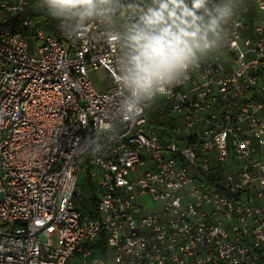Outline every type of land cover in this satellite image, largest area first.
Listing matches in <instances>:
<instances>
[{
	"label": "built area",
	"instance_id": "2783aa9c",
	"mask_svg": "<svg viewBox=\"0 0 264 264\" xmlns=\"http://www.w3.org/2000/svg\"><path fill=\"white\" fill-rule=\"evenodd\" d=\"M31 2L0 0V264H264V0Z\"/></svg>",
	"mask_w": 264,
	"mask_h": 264
},
{
	"label": "rangeland",
	"instance_id": "374dc122",
	"mask_svg": "<svg viewBox=\"0 0 264 264\" xmlns=\"http://www.w3.org/2000/svg\"><path fill=\"white\" fill-rule=\"evenodd\" d=\"M41 4H42V0H32L30 4V11L35 16H42L40 17V19H43L44 16L41 15V12H40ZM36 22H37V19H36ZM42 26L43 24L40 21V23L37 24V27H42ZM91 76H92L93 82L95 83L96 87L99 90L107 89L112 84V81L108 79L107 74L104 71H99L98 73H91ZM155 118L157 122L161 121L160 118H158L157 116H155ZM94 189H95V182H91L89 178L88 167L87 165H85L84 169L79 174L77 191L80 194V197H77L75 199V202L78 204L82 213H83V209H82L83 202L89 201V199L92 196L96 197L94 193Z\"/></svg>",
	"mask_w": 264,
	"mask_h": 264
},
{
	"label": "trees",
	"instance_id": "16d2710c",
	"mask_svg": "<svg viewBox=\"0 0 264 264\" xmlns=\"http://www.w3.org/2000/svg\"><path fill=\"white\" fill-rule=\"evenodd\" d=\"M48 9V6H47ZM168 112L166 113L167 117H168ZM157 124L158 122L155 121ZM83 214L85 216H87L88 218H97L99 217L98 213H97V200L94 196H92L89 201H85L83 202Z\"/></svg>",
	"mask_w": 264,
	"mask_h": 264
},
{
	"label": "crops",
	"instance_id": "0c3cea01",
	"mask_svg": "<svg viewBox=\"0 0 264 264\" xmlns=\"http://www.w3.org/2000/svg\"><path fill=\"white\" fill-rule=\"evenodd\" d=\"M47 31L50 33V32H51V29H47ZM71 264H78V263H77V260L74 259V260L71 262Z\"/></svg>",
	"mask_w": 264,
	"mask_h": 264
}]
</instances>
